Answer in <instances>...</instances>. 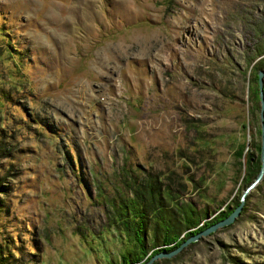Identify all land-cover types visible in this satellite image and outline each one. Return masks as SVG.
<instances>
[{"label":"rangeland","instance_id":"rangeland-1","mask_svg":"<svg viewBox=\"0 0 264 264\" xmlns=\"http://www.w3.org/2000/svg\"><path fill=\"white\" fill-rule=\"evenodd\" d=\"M256 47L264 0H0L2 264H122L107 200L147 174L170 190L190 177L179 200L205 221L241 201L149 264H264V163L239 198L258 70L264 132Z\"/></svg>","mask_w":264,"mask_h":264},{"label":"trees","instance_id":"trees-1","mask_svg":"<svg viewBox=\"0 0 264 264\" xmlns=\"http://www.w3.org/2000/svg\"><path fill=\"white\" fill-rule=\"evenodd\" d=\"M263 50L256 47L254 54H260ZM241 147L240 145L235 152L237 158ZM253 147L256 148V144ZM4 154L0 146V157ZM243 160L245 168L251 167L246 174H254L258 167L257 156L247 152ZM165 180L166 183L162 185L156 176L147 174L141 181L132 182L129 198L116 195L114 199L107 200L109 204L107 221L122 234L120 238L126 242V247L124 246L118 254L120 263L137 262L144 256L146 259L158 249L169 250L188 234L203 228L229 211L226 207L224 211H218L212 218L205 221L209 213L205 208L196 207L187 200L181 201L178 197L179 187L182 188V183H191V178L185 176L173 190L169 188L168 176H165ZM199 222L201 223L197 226ZM180 233L183 234L179 238ZM7 251L0 250V264L3 258L6 260ZM105 264H110V261L107 260Z\"/></svg>","mask_w":264,"mask_h":264},{"label":"water","instance_id":"water-1","mask_svg":"<svg viewBox=\"0 0 264 264\" xmlns=\"http://www.w3.org/2000/svg\"><path fill=\"white\" fill-rule=\"evenodd\" d=\"M262 71L258 70L256 72V83H257V89H258V99H259V110H258V120H259V147H258V161H259V165H258V169L257 172L253 178L252 181L248 182V184H246L241 193H240V200L244 197L245 193L247 192V190H249L254 184L255 182L260 178L262 171H263V163H264V158H263V151H264V135H263V123H262V108H263V102H262V98H261V81H260V76L262 75ZM240 206H241V201L236 204L228 213L226 216H224L223 218L217 220L216 222L208 225L207 227H205L203 230H201L200 232H197L195 234L189 235L188 237H186L182 242H180L175 248H173L172 250L168 251L167 253H156L153 254L152 256H150L148 258V260L146 262H144L143 264H149L151 260L155 259V258H159V257H168L170 255H172L173 253H175L180 247H182L183 245H185L187 242L192 241L193 239H195L198 235H203L206 234L207 232L213 230L214 228H216L217 226H221V225H225L230 223L233 218L238 214L239 210H240Z\"/></svg>","mask_w":264,"mask_h":264}]
</instances>
